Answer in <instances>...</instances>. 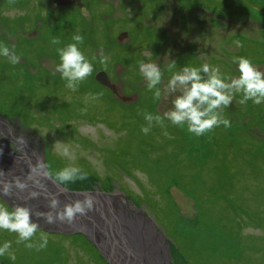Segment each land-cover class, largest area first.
Segmentation results:
<instances>
[{"label":"rangeland","instance_id":"1","mask_svg":"<svg viewBox=\"0 0 264 264\" xmlns=\"http://www.w3.org/2000/svg\"><path fill=\"white\" fill-rule=\"evenodd\" d=\"M85 2L88 7L72 8L58 24L46 20L59 7L52 0H0V45L20 57L12 64L0 55V125L6 134L0 131V137L16 153L23 150L11 137L29 138L54 173L68 166L88 173L86 180L65 185L69 189L123 197L166 238L169 264H264V104H240L242 94H236L223 113L231 127L216 128L214 140L212 132L197 137L187 125L166 119L165 128L154 125L145 135L143 113L163 117L176 94L154 99L139 71L141 62L157 64L162 90L185 66L207 63L218 66L226 80L236 78L234 57L248 58L264 72V0ZM82 15L90 24L89 35L81 19L76 21ZM63 23L66 27L59 28ZM122 31L130 37L117 42ZM76 34L83 36L79 47L94 71L72 91L56 71L61 62L57 48L75 43ZM53 38L60 44L53 45ZM101 55L109 57L106 68ZM99 69L135 99L114 98L94 79ZM96 94L102 95L90 98ZM65 147L74 160L61 155ZM43 223L40 231L47 234L48 246L40 251L17 245L16 234L0 230V244L11 242L16 257H0V264H110L93 244L81 238L74 244L76 233L70 229L51 230ZM201 240L213 245L212 252L207 247L199 251L195 242ZM58 249L62 252H54ZM214 249L224 256L211 257Z\"/></svg>","mask_w":264,"mask_h":264},{"label":"clouds","instance_id":"2","mask_svg":"<svg viewBox=\"0 0 264 264\" xmlns=\"http://www.w3.org/2000/svg\"><path fill=\"white\" fill-rule=\"evenodd\" d=\"M75 43H70L65 47L57 48L60 56V64L56 71L61 74L62 79L67 81L66 87L72 91L78 90V85L92 75L94 71L93 64L88 60L79 45L83 44V36L76 34L73 36ZM51 43L59 45L60 40L53 38ZM236 45L243 47L239 40ZM0 55L7 58L12 64L19 63L20 57L10 51L6 45H0ZM95 59V58H93ZM109 57L101 55L100 63L107 67ZM234 63H238L239 76L236 78L228 77L227 80L222 75L218 66H210L205 63L202 68L183 67L181 72L174 73L168 81L166 87L162 90L161 85L163 73L160 67L151 62H141L139 71L147 81V88L153 92V97L160 100L162 95L167 97L173 94L172 109L166 111L162 116L144 112L143 117L147 126L142 127V132L147 135L154 125L165 128L164 120H168L174 126L184 127L187 125L188 132L197 137L203 136L216 128L223 126L231 127L229 119L225 118L224 110L230 107L236 94H242L240 104H247L252 101L255 105L264 104V72L260 71L253 62L245 57H234ZM175 67V64L169 65V70ZM178 93V94H177ZM100 95H92L93 100L99 99ZM87 109L82 112L86 113ZM167 135V132H164ZM3 135V133H0ZM18 145L25 146L26 140L23 136L16 138ZM61 155L68 159H75L67 147ZM31 171L26 180L16 177L14 180L0 179V199L2 197H12L13 187L20 192L28 189V180H32L35 188L29 192V199H39L41 195L49 199L47 186L41 182V179L35 178L36 174L40 177L54 180L57 186L63 190L69 183H75L77 180H86L88 173L75 166H68L55 173L50 170V166L43 161H38L35 165L29 166ZM3 173L0 172V176ZM61 201L59 193L49 199V211L34 210L28 206L15 205L9 209L6 204L0 203V230L14 233L18 239L16 244H23L27 249L43 250L48 246V236L43 231L39 220L46 224L72 225L76 222L78 216H86L89 212L95 210V199L90 194H84L83 199H77L60 207ZM33 216L36 217L34 221ZM39 231V237L37 233ZM7 256L15 260V253L12 251L11 242H5L0 246V257Z\"/></svg>","mask_w":264,"mask_h":264},{"label":"water","instance_id":"3","mask_svg":"<svg viewBox=\"0 0 264 264\" xmlns=\"http://www.w3.org/2000/svg\"><path fill=\"white\" fill-rule=\"evenodd\" d=\"M53 1L59 7L67 4H72L78 6L80 9H83L86 6L84 0ZM129 37L130 35L128 31H122L121 33H119L117 40L120 42L123 39ZM94 77L100 84L112 91L114 98L122 101H131L135 99V97H133L132 95L122 94L119 90V86L112 81L110 75L106 70H98L95 73ZM1 121L2 117L0 116V122ZM12 140L15 143L17 142L16 138H13ZM30 150L33 153L35 152L34 148L30 147ZM23 152L16 153L10 148L7 143L3 141V138L0 137V172L3 173V175L0 176V179L14 180L16 177H19L21 180H26L31 171L29 167L30 165H35L38 161H43L46 163L45 158L41 159L38 154L34 156L33 154L28 155ZM21 159H25V162L20 163ZM15 164L18 165V169L21 172H17L16 170H14L13 166ZM22 164H27V166ZM35 178L41 179V182L47 186L49 199L59 193L61 208H63L67 203L75 202L77 199H83L84 194H90L95 199V210L89 212L86 216H78L74 224L68 225L66 223L61 224L59 222H57L56 224L43 223L45 226L49 227L46 228H57L58 230L70 229V234L82 233L99 250L102 256L107 261H109L110 264L130 263V257L133 256V251L129 247L131 244L129 243L128 238L131 234L133 235L135 233H139L141 235V231L140 227L133 226L135 225L134 222L136 219L135 217L131 216V214H133L134 216L136 214L129 210H126L122 202L119 200L117 193L103 190H72L65 186V190H63L61 187L57 186V184L52 179L40 177L39 174H36ZM28 185V189H26L24 192H20L18 189L13 187V196L2 197V201H4L7 205H10L11 207L17 204L22 206L26 204V206L31 207L34 210L45 212L49 211V199H45L43 195H41L39 199L28 198L30 191L39 190L35 188L32 180H28ZM122 194L123 196L125 195L123 192ZM64 200H66L67 203H63ZM138 215L145 217L140 213ZM33 219L35 221L36 217L33 216ZM42 221L43 220L41 219L38 222ZM60 232L66 233L63 231ZM159 241L163 243V240L161 238H159ZM116 250L120 251V254H118L120 263H118L110 254L111 251L115 252ZM169 255L170 247L169 244H167L166 251L164 252V257L167 264H169Z\"/></svg>","mask_w":264,"mask_h":264},{"label":"bare ground","instance_id":"4","mask_svg":"<svg viewBox=\"0 0 264 264\" xmlns=\"http://www.w3.org/2000/svg\"><path fill=\"white\" fill-rule=\"evenodd\" d=\"M66 12H67L66 10H61V7H57L55 8V11L53 13L62 16ZM1 130H4L2 124L0 125V131ZM25 140H26L25 146L19 145L20 149L23 150L25 154H28V155L33 154L34 156H36L37 155L36 150L34 149L35 150L34 153L30 150V147L31 148H34V147L29 142V138L25 137ZM24 162H25V159L20 160V163H24ZM22 165L27 166V164H22ZM13 168L17 172H21L18 169L17 164H15ZM122 200L123 201L121 202L123 206L126 208V210H129L133 212L134 214H136L134 216L133 214L130 213L131 216L135 217L136 219L134 222L136 226L135 225L133 226L140 227V231H141V232L139 231L141 235L139 233H135L133 235L131 234L130 237L128 238L129 243L131 244L129 247L133 251V256L130 257L129 264H167L165 257H164V252L166 251V247H167L166 238L153 229L154 225L147 218L138 215L139 213L137 214L136 209L132 205L125 202L123 197H122ZM63 203H67V201L64 200ZM24 206H26V204ZM159 238L163 240V243L159 241ZM110 254L118 263H120L119 257H118V254H120V251L118 250H116L115 252L111 251Z\"/></svg>","mask_w":264,"mask_h":264},{"label":"trees","instance_id":"5","mask_svg":"<svg viewBox=\"0 0 264 264\" xmlns=\"http://www.w3.org/2000/svg\"><path fill=\"white\" fill-rule=\"evenodd\" d=\"M42 1V0H41ZM98 1V0H97ZM101 1H103V0H101ZM100 2V1H99ZM87 5V4H86ZM61 7V10H66L67 12L65 13V14H68V13H70L69 11L71 10V9H69L68 7H66V8H64L65 7V5L64 6H60ZM87 7H88V5H87ZM144 7H145V5H143L141 8H143L144 9ZM76 8H77V10L79 9L80 10V8L78 7V6H76ZM95 11H96V9L94 8V13H95ZM49 15V17L46 19V20H51L52 21V19H53V21H55V22H57L58 24H60L62 21V19L63 18H67V17H69V16H61V15H57V14H55V13H49L48 14ZM56 18V19H55ZM97 18V17H96ZM250 18V17H249ZM80 19H81V22H82V26L81 27H83V31L84 32H86L84 35H86V34H88L89 35V32H90V28H89V26H90V24L88 23V21L86 20V18L82 15V17L81 18H77V23L79 24L80 23ZM93 20H94V18H92ZM67 26H70V27H74L72 24H70V25H67ZM66 27V24L65 23H63L62 25H61V27H59V28H65ZM58 28V27H57ZM89 28V29H88ZM74 29V28H73ZM88 29V30H87ZM86 30V31H85ZM188 30H190V29H188ZM59 32L57 31V34H58ZM99 40L100 39H98V42H99ZM128 61H129V59H128ZM4 114V113H3ZM6 115H8V114H6ZM8 116H11V115H8ZM12 117H17L20 121L22 120V118L21 117H19V116H12ZM216 130V129H215ZM214 130V131H215ZM214 131H212V136H213V132ZM236 134V133H235ZM235 134H233L232 133V135H231V137H230V139H231V141H236L235 139V137H234V135ZM215 138H214V136H213V140H214ZM229 141V140H228ZM188 188V187H187ZM190 188H188V189H186V190H189ZM140 196V195H139ZM141 199V198H140ZM139 202H142V200L141 201H139ZM8 206V205H7ZM9 207V206H8ZM9 209L11 210V208L9 207ZM200 217H201V221L204 223V225L207 227L208 225H207V220L206 219H204V217H203V214H202V210H201V213H200ZM230 218H233V220H235V218H236V216H233V215H231L230 214ZM230 218H228V216H227V218L225 219V221H228V219H230ZM63 235V234H62ZM212 237H214V236H212ZM72 238H73V243L74 244H77V243H75V241H77V242H79V241H85L86 243H88V245H92V243L89 241V239L85 236V235H83V234H80V233H76V234H74V235H72ZM80 238H81V240H80ZM198 239V238H197ZM206 242V243H205ZM81 243V242H80ZM90 243V244H89ZM195 244H196V246L198 247V249H199V251H203V249H205L206 247H207V249L210 251V252H212V249H213V245L211 244V243H209L208 241H205V240H201V241H196L195 242ZM0 245H2V244H0ZM93 248L95 249V250H97L95 247H94V245H93ZM60 250H61V252H62V249H58L57 251H54V252H59L60 253ZM214 253H210V255H211V257H215V259H216V255H219L220 257L221 256H224V253L222 252V251H216L215 249H214V251H213ZM188 264H192V263H190V261H189V263ZM212 264H215L214 262H212Z\"/></svg>","mask_w":264,"mask_h":264},{"label":"flooded vegetation","instance_id":"6","mask_svg":"<svg viewBox=\"0 0 264 264\" xmlns=\"http://www.w3.org/2000/svg\"><path fill=\"white\" fill-rule=\"evenodd\" d=\"M75 6H76V5L67 4L64 8L68 7L69 9H72V8H74ZM65 39H67L68 41L71 42V40L69 39V37H66ZM116 40H117V39H116ZM117 42H119V41L117 40ZM64 45L67 46V44H64ZM109 90H110V89H109ZM1 131L5 132L4 130H1ZM11 138H14V137L12 136Z\"/></svg>","mask_w":264,"mask_h":264}]
</instances>
